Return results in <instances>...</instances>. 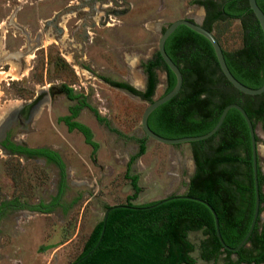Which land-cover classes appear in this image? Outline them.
<instances>
[{
    "label": "rangeland",
    "instance_id": "rangeland-1",
    "mask_svg": "<svg viewBox=\"0 0 264 264\" xmlns=\"http://www.w3.org/2000/svg\"><path fill=\"white\" fill-rule=\"evenodd\" d=\"M195 1L0 0V120L13 108L37 103L43 94L32 108V119L15 124L10 135L30 147L56 150L66 172L62 187L59 166L9 156L0 147V202L15 198L25 204L52 205L61 194L60 203L47 213L19 211L2 222L0 264H69L81 254L110 206L142 205L186 193L195 172L192 144L158 142L145 135L141 123L148 105L165 94L166 70H157L152 101L111 82L144 91L145 64L157 56L164 30L184 18L204 25L205 10ZM212 31L226 51L242 48L239 19L216 21ZM64 85L109 122H99L88 107L76 118L92 129L99 143L95 157L84 135L58 119L77 103L65 92L51 94ZM257 130L264 173L260 123ZM142 139L146 151L129 167ZM127 172L139 177L136 198L129 199L135 190ZM188 239L195 245L190 254L194 264L227 262L225 252L209 260L203 257L204 229L190 231Z\"/></svg>",
    "mask_w": 264,
    "mask_h": 264
},
{
    "label": "trees",
    "instance_id": "trees-1",
    "mask_svg": "<svg viewBox=\"0 0 264 264\" xmlns=\"http://www.w3.org/2000/svg\"><path fill=\"white\" fill-rule=\"evenodd\" d=\"M257 2L264 11V0ZM195 3L207 9L203 26L211 31L216 21L239 19L242 22L243 46L236 51L224 49L226 62L241 83L260 88L264 84V33L250 8L249 0H196ZM165 48L181 69L183 85L174 98L151 113L149 126L154 132L171 139L207 134L218 123L223 109L234 102L241 104L254 126L260 123L264 131V93L247 95L234 88L221 72L215 50L205 36L181 25L167 39ZM159 68H164L167 73V94L175 87L177 78L159 52L145 64L148 82L144 91L125 82L113 81L111 84L152 101L158 84ZM66 91L69 99L79 100L80 105L75 107L72 116L60 117L59 121L67 123L70 131H80L92 146V155L95 157L99 143L94 139L92 129L78 120H71L79 115L81 107L87 105L99 122H109L81 94L75 93L70 87ZM140 143V151L131 158L129 167L146 151L145 141L142 139ZM191 144L195 172L185 194L212 205L217 212L225 243L237 247L250 230L256 202L248 124L241 112L232 108L213 136ZM11 145L14 149L18 148ZM18 149L45 155L55 161L62 170L63 187L65 163L58 152L47 148ZM258 168L262 213L264 173L260 159ZM128 172L127 177L132 180L135 190L129 197L132 199L140 191L139 177L129 176ZM60 195L54 198L52 205L58 203ZM158 202L142 205L128 202L126 205L130 207L113 209L106 225L102 220L95 226L81 254L69 264H194L196 260L190 254L195 245L188 239V233L200 229H204L207 234L203 254L205 259L217 258L225 252L227 262L224 264L264 263V221L261 216L247 245L238 252H231L221 244L216 233L215 217L205 203L180 198L151 207ZM233 254L237 255V259L232 258Z\"/></svg>",
    "mask_w": 264,
    "mask_h": 264
},
{
    "label": "water",
    "instance_id": "water-1",
    "mask_svg": "<svg viewBox=\"0 0 264 264\" xmlns=\"http://www.w3.org/2000/svg\"><path fill=\"white\" fill-rule=\"evenodd\" d=\"M249 5L250 8L252 9L253 13L255 14L257 20L259 21V24L263 30L264 33V11L262 10V8L259 6L257 0H249ZM181 25H185L189 28H191L192 30H194L195 32H198L199 34L205 36L212 44L215 53H216V57L221 69V72L224 74V76L226 77V79L233 85L234 88H236L237 90H239L240 92L247 94V95H260L264 93V84L260 87V88H251L248 87L246 85H244L243 83H241L231 72V70L228 67V64L226 62V58H225V54H224V49L221 46L220 42L218 41V39L216 38V36L214 35L213 31L205 28L202 24H200L198 21L190 19V18H184V19H179L176 20L174 22H172L162 33L160 41H159V46H158V52L160 53V55L162 56V59L164 61V63L168 66V68H170L174 74L176 75L177 78V82L175 87L173 88L172 91H170L167 94H164L163 96H161L160 98L154 100L153 102H151L148 107L145 109L143 116H142V129L145 133V135L151 139H154L158 142L161 143H165V144H170V145H177V144H183V143H191V142H196V141H201V140H205L211 136H213L221 127V125L223 124L228 112L230 111V109L235 108L238 111L241 112V114L243 115V117L245 118L249 130H250V134H251V142H252V159H253V174H254V185H255V193H256V202H255V211H254V217L251 223V227L250 230L247 234V236L245 237V239L237 246V247H230L229 245H227L222 237L221 234V230H220V223H219V218L217 215V212L215 211V209L212 207V205H210L207 201H204L200 198H196V197H191L188 196L187 194H177V195H173V196H169L167 198H164L162 200H159L158 203L153 204L151 207H155L157 205H160L168 200H172V199H180V198H184V199H195L198 201H201L203 203H205L213 212V215L215 217V223H216V233L217 236L221 242V244L223 245V247L231 252H238L242 247H244L245 245H247L249 238L252 235V232L256 226L258 217L262 215V213H260V208L262 206L261 204V200H260V184H259V155H260V148H259V142H258V130H257V126L255 127L253 124L252 119L249 117L247 111L245 110V108L237 103H230L228 104L224 109L223 112L220 116V119L218 121V123L216 124V126L213 128V130H211L209 133L204 134V135H200V136H188V137H182V138H166L163 137L159 134H157L156 132H154L151 127L149 126V117L151 115V113L156 110L159 106L163 105L164 103L170 101L172 98H174L181 90L182 85H183V74L181 72L180 67L172 60V58L168 55V53L166 52V48H165V44L167 39L176 31V29L181 26ZM263 190V189H262ZM119 207H130L126 204H120V205H115V206H111L109 207L104 215V223L106 225L108 216L110 214V212L113 209L119 208Z\"/></svg>",
    "mask_w": 264,
    "mask_h": 264
},
{
    "label": "flooded vegetation",
    "instance_id": "flooded-vegetation-1",
    "mask_svg": "<svg viewBox=\"0 0 264 264\" xmlns=\"http://www.w3.org/2000/svg\"><path fill=\"white\" fill-rule=\"evenodd\" d=\"M218 2H220V1H218ZM200 6H201V8H203L205 10V13H206L205 14V18H206L207 9L205 8L204 5H200ZM147 82H148V75H147ZM67 87H69V86H65L64 85V86L61 87V89H57V88L52 89L51 90V94L53 95L54 91H58L59 93L60 92H62V93L65 92L66 95L68 96L67 91H66ZM43 97H44V95L42 94L41 97L39 98V100L36 99L37 103H36V101L33 102V103L30 102L29 104H27L25 106H18L17 108H13L12 110H9L4 117H2V119L0 120V147L3 148L4 152L8 153L9 156H22V157H26V158H29V159H31V158L43 159L46 163L55 164V165L58 166V164L55 161L50 160L45 155H40L38 153H28V152L22 151L21 149H18V148L19 147L26 148V149L47 148V149H50L52 151L57 152L56 150H54L52 148H49V147H30V146H28V145H26L24 143H21L19 141L13 140L12 136L10 135L11 129H12V127L15 124L23 125L25 120L27 121V120H31L32 119V117H33L32 108H33V106H36L35 104H39V102L43 99ZM79 105H80V101L77 100V103L72 105L69 108V114L66 115V116H72L74 114L75 107H78ZM86 107H88V106L85 105V106L81 107L80 110H79V114ZM88 108H90V107H88ZM61 117H63V116H61ZM76 118H73L71 120V122L75 121ZM63 123L69 129V126L67 125V123H65L64 121H63ZM74 130H77V129H74ZM258 139H259V137H258ZM258 142H259V140H258ZM11 144H14V146H16L18 148L14 149ZM259 159H260V155H259ZM60 171L62 172L61 168H60ZM262 189H263L262 191L264 192V184L262 186ZM58 202L60 203L59 199H58ZM59 203H56L55 205H57ZM55 205H47L46 202H41L39 204H25V203L19 202L15 198H6L2 202H0V228H1L2 222L6 218H8L11 214H13V213L15 214V212L28 210L29 212L47 213V212H49L51 206H55Z\"/></svg>",
    "mask_w": 264,
    "mask_h": 264
},
{
    "label": "crops",
    "instance_id": "crops-1",
    "mask_svg": "<svg viewBox=\"0 0 264 264\" xmlns=\"http://www.w3.org/2000/svg\"><path fill=\"white\" fill-rule=\"evenodd\" d=\"M206 14V13H205ZM205 18V17H204ZM262 264H264V263H262Z\"/></svg>",
    "mask_w": 264,
    "mask_h": 264
}]
</instances>
